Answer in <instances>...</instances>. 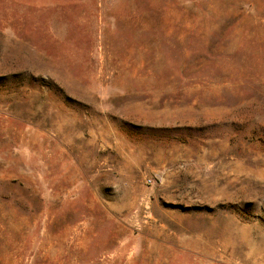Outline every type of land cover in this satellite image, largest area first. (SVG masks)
<instances>
[{
	"label": "rangeland",
	"instance_id": "374dc122",
	"mask_svg": "<svg viewBox=\"0 0 264 264\" xmlns=\"http://www.w3.org/2000/svg\"><path fill=\"white\" fill-rule=\"evenodd\" d=\"M0 264H264V0H0Z\"/></svg>",
	"mask_w": 264,
	"mask_h": 264
},
{
	"label": "built area",
	"instance_id": "2783aa9c",
	"mask_svg": "<svg viewBox=\"0 0 264 264\" xmlns=\"http://www.w3.org/2000/svg\"><path fill=\"white\" fill-rule=\"evenodd\" d=\"M150 182H151V180H150Z\"/></svg>",
	"mask_w": 264,
	"mask_h": 264
}]
</instances>
